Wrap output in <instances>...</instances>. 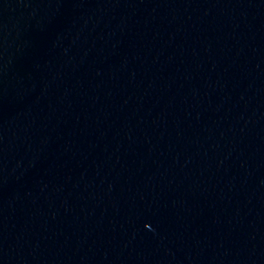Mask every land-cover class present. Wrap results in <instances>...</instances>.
I'll return each instance as SVG.
<instances>
[{"label":"water","instance_id":"95a60500","mask_svg":"<svg viewBox=\"0 0 264 264\" xmlns=\"http://www.w3.org/2000/svg\"><path fill=\"white\" fill-rule=\"evenodd\" d=\"M0 264H264V0H0Z\"/></svg>","mask_w":264,"mask_h":264}]
</instances>
